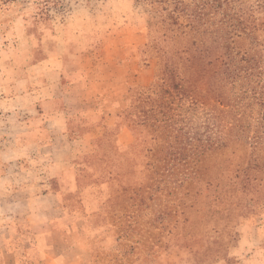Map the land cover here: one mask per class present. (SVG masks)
<instances>
[{"label": "rangeland", "instance_id": "rangeland-1", "mask_svg": "<svg viewBox=\"0 0 264 264\" xmlns=\"http://www.w3.org/2000/svg\"><path fill=\"white\" fill-rule=\"evenodd\" d=\"M163 6L155 0H0V155L18 145L19 122L33 106L30 99L22 104L9 84L25 78L34 63L58 54L81 60L117 84L123 100L118 127L128 126L133 138L137 133V141L125 143L118 128L112 130L96 142L99 152L73 161L68 176L51 179L69 209L86 223L89 264H264V172H248L262 181L256 191L236 186L230 171L219 169L231 159L247 165L248 154L236 142L204 156L205 174L211 176L207 182L196 175L183 177L180 189L160 195L156 204L147 199L138 207L121 196L126 200L114 199L106 213L102 209L104 200L131 194L122 193L119 182L145 176L141 163L150 157V103L163 102L178 127L206 130L214 138L232 123L231 116L214 118L212 106L192 102L168 83L159 85L155 97L150 94L160 68L166 62L179 64L187 55L188 19ZM201 48L205 65L196 91L222 90L221 44L208 37ZM143 120L138 128L133 125ZM28 164L21 162L25 168ZM14 168L15 161H0V171Z\"/></svg>", "mask_w": 264, "mask_h": 264}, {"label": "trees", "instance_id": "trees-1", "mask_svg": "<svg viewBox=\"0 0 264 264\" xmlns=\"http://www.w3.org/2000/svg\"><path fill=\"white\" fill-rule=\"evenodd\" d=\"M155 1L163 3L164 9L173 7V10L185 13L188 19L185 30L187 55L182 58L185 51L180 50L178 53L183 55L179 64L171 66L166 62L160 68L158 82L150 87V94L155 97L159 85L168 83L192 102L212 106L214 118L231 116L232 123L227 125V132L218 133L214 138L206 130L198 132L178 127L172 122L173 117L163 110V102L150 103V157L139 162H142L145 176L136 182L131 177L119 182L122 193L132 192L104 200L102 209L105 213L116 203L114 199L126 200L121 196L127 197L138 207L147 204V199L156 204L160 195L180 189L183 177L196 175L207 182L211 176L205 174L208 167L204 166L207 162L204 156L210 151L221 150L232 141L246 150L247 165L241 167L231 159L227 164H221L219 169L222 172L230 171L231 181L240 188L252 187L258 191L262 182L257 177L248 176V172H264V0ZM247 13L250 15L247 16ZM208 37L221 44L223 55L217 63L224 88L199 94L196 84L205 65L201 44ZM173 53L167 52L168 55ZM121 117L122 112L114 114L115 122L93 141L91 151L74 161L97 153L96 142L105 140L116 128L117 135L126 139L123 140L125 143L137 141V133L133 138L128 126L118 127ZM145 122L143 120L133 125L138 128ZM138 164L134 165V170ZM240 172H244L242 178L238 176Z\"/></svg>", "mask_w": 264, "mask_h": 264}, {"label": "crops", "instance_id": "crops-1", "mask_svg": "<svg viewBox=\"0 0 264 264\" xmlns=\"http://www.w3.org/2000/svg\"><path fill=\"white\" fill-rule=\"evenodd\" d=\"M28 71L9 84L22 104L30 99L33 106L19 122L18 145L0 155V161L17 164L0 171V264H89L86 223L51 179L68 176L74 159L91 151L123 100L115 82L81 60L58 54ZM145 73L136 78L141 81Z\"/></svg>", "mask_w": 264, "mask_h": 264}]
</instances>
